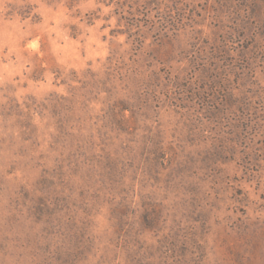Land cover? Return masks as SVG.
<instances>
[{"label":"rangeland","instance_id":"374dc122","mask_svg":"<svg viewBox=\"0 0 264 264\" xmlns=\"http://www.w3.org/2000/svg\"><path fill=\"white\" fill-rule=\"evenodd\" d=\"M0 264H264V0H0Z\"/></svg>","mask_w":264,"mask_h":264}]
</instances>
